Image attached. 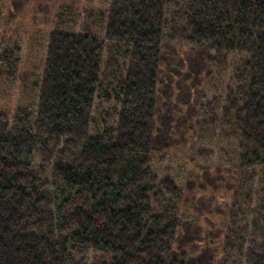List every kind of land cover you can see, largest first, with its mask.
Instances as JSON below:
<instances>
[{"label": "trees", "instance_id": "trees-1", "mask_svg": "<svg viewBox=\"0 0 264 264\" xmlns=\"http://www.w3.org/2000/svg\"><path fill=\"white\" fill-rule=\"evenodd\" d=\"M90 1L0 0V264H264V0Z\"/></svg>", "mask_w": 264, "mask_h": 264}, {"label": "rangeland", "instance_id": "rangeland-1", "mask_svg": "<svg viewBox=\"0 0 264 264\" xmlns=\"http://www.w3.org/2000/svg\"><path fill=\"white\" fill-rule=\"evenodd\" d=\"M83 2H84L83 6H87V7L89 6V3H91L90 0H83ZM83 14H84V12H83ZM181 51H182L181 58H177V59H175V61H169L171 63L175 62L174 64L176 66H172V64H171L167 68L168 70H166V68L164 69L165 77L171 76V74H170L171 70H175V71L180 72V75H176V78L180 77L181 82L179 84H180L181 88L175 87V89L173 90L172 97L169 101L170 105L175 106V107L179 106L180 109H181L183 102L185 101V96H186V94L184 92L185 89L190 88L193 85V82L191 79L186 80L185 75H186L188 68L185 67V68L181 69V67L177 66V64H179V60H184L185 64L188 63V60H187V56L189 53V52H187L188 50L183 49ZM24 53L27 54L26 52H24ZM180 54H181V52H180ZM228 74H230V73L228 72ZM228 74H227V76L224 77L225 80L224 79L221 80L219 78L217 79V75H215L214 79L213 78H207L206 81L205 82L203 81V82H204V84L211 87V85H217V84L219 86L221 84V83H219L221 80L222 84L226 85L228 83ZM184 76H185V78H184ZM190 89L192 90V88H190ZM179 94H181V96ZM190 95H191V97L188 96V98H191V100H192L191 102H194L196 100V98L193 96V94H190ZM180 97H183L182 100H179ZM183 112H186V109L184 107H183ZM185 114L179 113V116L184 117ZM187 122H188L187 124H190V121H187ZM197 128H199V127H197ZM196 133H197V136H199V132L196 131ZM199 141L202 142L206 148H208L206 150V153L210 152V151L215 152L214 157H212V159H211V163L214 166H217L218 164L221 165V164L225 163L223 160H220L218 154L216 153V147L210 145V142H209V139L207 136H202L201 138H199ZM197 148L198 147H195V150H197ZM212 148H214V149H212ZM201 153H205V151H201ZM186 162H187V159H185L184 156H181L179 158H173L172 160H167L165 162V164L163 165V167L164 168L170 167V168H173V170H174L173 172L181 173L182 177L180 179V183L184 184L185 176H186L185 171H188V172L191 171V170H189V169H191L190 168L191 165L184 164ZM193 175H195V174H193ZM193 196H194L193 197L194 199L192 200V202H194L193 204L194 205L195 204L200 205L205 210V213L201 216V220H200V225L203 228V232L201 233V237L203 239H206L205 240L206 243H204V244L208 243V244H210L211 248H215L217 245L216 243L219 240H221V238L220 239L218 238V232L217 231L218 230L223 231L226 228V227H224L225 224L227 223L225 213H223V210L221 209V208H225V205H223V201L221 200V198H216L214 200V194L212 192L211 187L208 190L203 191V192L195 191L193 193ZM191 212H193V211L191 210ZM102 259H104V258H102ZM92 260H93V258L90 259V262H92ZM96 264H98V263H96Z\"/></svg>", "mask_w": 264, "mask_h": 264}]
</instances>
